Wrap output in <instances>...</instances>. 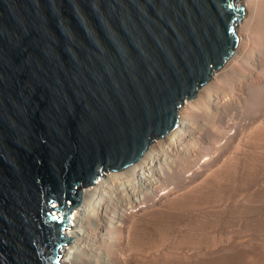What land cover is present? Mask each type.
Listing matches in <instances>:
<instances>
[{"label": "water", "instance_id": "1", "mask_svg": "<svg viewBox=\"0 0 264 264\" xmlns=\"http://www.w3.org/2000/svg\"><path fill=\"white\" fill-rule=\"evenodd\" d=\"M236 1L0 0V264H58L80 186L138 161L233 55Z\"/></svg>", "mask_w": 264, "mask_h": 264}, {"label": "rangeland", "instance_id": "2", "mask_svg": "<svg viewBox=\"0 0 264 264\" xmlns=\"http://www.w3.org/2000/svg\"><path fill=\"white\" fill-rule=\"evenodd\" d=\"M253 1H254L253 12L252 9H248L246 11L247 13L250 12V17L252 18L249 19L250 21L246 25L247 27L246 32L250 35V39L249 40L246 38L242 39L243 43L241 44V46L240 45L237 46V47L240 46L239 56L241 61L238 59L237 60H231V58L227 59L228 62L226 61L225 62L226 64L222 66L224 69H222L221 67L220 69L212 73L211 78L214 77L213 75H215L216 83H210L209 81L212 80L211 78L206 83L208 87L211 84L209 88H211L212 91L210 93L214 92V95H211L208 91L209 89L207 90V87H205L206 85H204L198 88L196 96L193 98L194 101L192 100L193 113L199 116L198 117L193 116V118L190 120V126H188V129L186 131L187 133H189V136L185 140H187L186 142H189L188 159L191 158L190 160L191 163L189 160L187 162H189L188 163L189 166H191V164L193 165L190 168L188 167L189 171L186 172L185 175L182 176L181 180L179 181V184L181 185V188L179 190L180 192H183L186 189V188H182L183 184L186 182L188 183V187H189L188 190H190V187L193 185V184L191 185L190 183H193L196 177L198 178L205 177L204 178L205 180L208 179H212V180L209 183L210 185L207 183V188H205L206 190L208 189L205 194V196L207 197L204 196L203 197L204 199H202V196L204 194L198 195L199 198L194 199V202L195 201L197 202L196 203L191 202V204H188V206H190L188 208L164 207L163 211L165 214L157 218V222L162 228V230H158V232H162V234L157 235L156 233V236L158 237L161 245L159 248L156 249V251L158 252L161 249H166L164 255L160 256V261H162L164 264L199 263L202 261H209L212 258L214 259L215 257L218 256L221 257L222 263L224 264H264V138H263L264 131L261 130L264 127L263 125L264 124L263 123L264 122L263 120L264 119V110H263L264 109V98H263L264 97L263 96L264 95L263 92L264 91V14H263L264 0H256V1L253 0ZM258 43H260L261 46L260 52L258 53L257 56L251 55L252 51L254 50L256 51L257 49L256 47ZM244 45H245V49L242 48ZM242 52H245L244 54L246 55H243ZM230 63L232 65H230ZM212 85L215 87V89ZM198 93H200L201 96ZM209 96L210 97L213 96L212 98L214 99L210 98ZM201 97L203 99H200ZM182 106L183 103L180 104L179 108ZM259 116L260 118H262V120H260ZM257 119L259 121H257ZM254 121L256 123L258 122L262 127L260 125L258 126V123L256 126V123ZM252 125L259 128L257 129L256 127H254L253 129V127L251 128ZM216 127L219 129H217ZM205 128L206 129L209 128V130L211 131V133L209 131V135L211 134L210 136L207 135ZM210 128H212V130ZM246 129L248 130L246 131ZM249 129H251V131ZM256 131L257 134L255 133ZM252 132H254L253 134H256L258 138L255 135L254 138L252 136L253 135ZM256 138L258 139V141H256L257 140ZM249 139H251V141H249ZM213 141H215L214 145L212 143ZM231 142H233L234 145ZM251 142H255V144H252ZM258 142L260 145L258 144ZM192 153H194V155ZM170 154L171 153H167L165 155L169 156ZM176 154H178L179 156L178 155L176 156L175 153H172L171 158L178 157V159L180 158V160H183L184 152L176 153ZM224 155L225 157L227 156L226 159L225 157H223ZM194 156L195 157L197 156L196 159ZM229 158H231L232 160H230ZM213 159L214 160L216 159L218 163L216 161H213ZM232 161L234 162V164ZM214 162L215 164H213ZM226 162L227 163L229 162V164H225ZM230 162L233 165H230L231 164ZM212 164L214 165L213 166L214 168H211ZM224 164L226 166L225 169L228 168L230 171L228 169L226 171L224 170L222 171V174H220L219 177L222 176L223 178L222 177L220 179L218 178L219 183H217L218 181H216L215 179L217 188L219 186L218 190L216 191L217 188L215 187L216 186L215 181H213V178H211L212 173L210 171L212 169L217 168V166L220 167V168L218 167V169H222L224 168V166L222 167V165ZM249 165H251L252 167L251 166L249 167ZM230 166H232V168ZM203 167L204 168L206 167L205 168L206 171L204 170ZM197 170L200 171L198 172ZM198 173L200 174V177L198 176L199 175ZM221 179L224 180L223 183ZM212 186L214 187V189L215 188L216 189L214 190ZM209 188L212 189L213 191L212 190L210 191ZM221 188L224 189V191ZM245 188L247 191L245 190ZM218 191L220 194L218 193ZM229 191L231 192L229 193ZM232 191L235 192L233 193ZM221 193L223 194V196ZM159 195L160 194H158L155 198H158ZM230 196L231 198L229 199L228 197ZM214 197L215 199L217 198L216 201L213 200ZM236 198L240 200L236 202L235 200ZM197 199H199V201L201 199V201L199 202ZM210 199L211 202H209ZM227 200L229 201L231 200V201L227 202ZM233 200L235 201V203ZM81 201H82V197L80 196V202ZM217 201L219 202V204H217L218 203ZM226 202L227 204L230 203V205L233 204V206L231 205L233 208L229 206V204L225 206ZM69 203L70 200L68 199L65 203L66 207L69 206ZM79 203L77 205H79ZM193 203L194 205H192ZM52 204H54V207L58 206L56 201L52 202ZM203 205L205 206L204 207L205 209L202 207ZM219 205L225 207L221 208V206ZM76 206H74L69 211L68 220L67 222H65L66 224H64L62 233L64 229L67 226H69V224L71 229L73 228L74 230L78 231L79 227L78 228L75 227L76 220L73 219L74 218L73 213ZM160 209L161 207H157L154 209L155 215L158 214ZM150 210L152 209L150 208ZM53 212H57L58 214L56 213V215L58 216V218H60V215L65 213V206L63 207V212L61 210L59 211L56 209H52V213ZM84 213L86 214L87 212ZM168 215L170 216L171 219H167ZM150 218L151 217L146 216L144 219V223L150 221ZM112 230L114 231L111 234H109V240H110L109 243L110 242L114 243L113 240L115 239L117 240V238L119 237V232L115 228H112ZM67 237L71 238V242L66 243V241H64L61 245L62 247L63 245L64 246H68V244L70 245L77 238V237L72 238L69 236ZM195 240L196 241L198 240L197 242H199L200 247L202 243H204L202 244V246L204 245L203 246L204 248L208 246L207 250H205L204 248L198 250L199 253L201 252V255L200 254L190 255V253H188L189 255H187L185 252L179 249V248L187 247L192 242L194 243ZM229 245H231V249H229L230 248ZM173 247H176L177 249H174ZM225 248L226 249L228 248L227 251ZM202 249L204 250V253ZM207 251L209 252L207 253ZM239 256H241L240 259ZM226 257L227 259H229L228 261Z\"/></svg>", "mask_w": 264, "mask_h": 264}, {"label": "bare ground", "instance_id": "3", "mask_svg": "<svg viewBox=\"0 0 264 264\" xmlns=\"http://www.w3.org/2000/svg\"><path fill=\"white\" fill-rule=\"evenodd\" d=\"M236 4L242 5L244 7V11H245V14H243L240 22L236 25V27H234V31L237 34V36L239 37L238 45L241 46V44L243 43L242 39H244V38H246L248 40L250 39V35L246 32V29H247L246 25L250 21L249 19H252V18L250 17V12H248L249 13V15H248V13L246 11L248 9H252V12H253L254 1L253 0H237ZM257 42H259V41H257ZM245 43H247V42H245ZM240 46L236 47V49L234 50L233 55L230 57L231 60H237V59L240 60V56H239ZM242 48L245 49V45ZM256 48H255L256 51L255 50L252 51L251 55H254V56L258 55V53L260 52V49H261L260 43L257 44ZM242 53H243V55H246V54H244L245 52H242ZM244 57H242V58H244ZM230 65H232V64L230 63ZM222 69H224V68L222 67ZM228 69H229V67H228ZM220 71H222V70H220ZM221 75H224V74H221ZM213 76L214 77L211 78L212 80L209 81L210 83H216V77H215V75H213ZM223 78H224V76H223ZM210 86H211V84H210ZM205 87H207V90L209 89L208 90L209 93L212 91L211 88H209L207 85ZM214 89H215V87H214ZM198 94H200V93H198ZM210 94L214 95V92H212ZM200 96H201V94H200ZM203 96H205V95H203ZM212 97L213 96H211L210 98H212ZM197 98H199V97H197ZM200 99H203V98L201 97ZM212 99H214V98H212ZM192 100L194 101L193 98L192 99L185 98L184 101L182 102L183 106L180 108L178 107L179 108L177 111L178 118H179L178 126L174 130L166 133L164 136L154 139L153 142L150 143L147 150L144 152L143 156L138 161H136V162H134V163L124 167L123 169L118 170V171H112V170H107L106 172L103 171L101 173V176L96 178L95 181L92 182V185L88 184L86 186L80 187V196L82 197V201L79 203V205H77L75 207L74 213H73V216H74L73 219L76 220L75 227L76 228L79 227L78 231L74 230L73 228H72L73 229L72 230L70 228V224L63 231V234L65 236H69L72 238L77 237V238L70 245L68 244V246H64V245H63V247L61 246V248L59 249L61 256L59 258L58 264H164L162 261H160V256L164 255L166 249H161L158 252L156 251V249L161 246L159 239L156 236V233H157V235L162 234V232H158V230H162V228L159 225V223L157 222V218L160 217L161 215L165 214L163 211L164 207L165 208H178V207L188 208V207H190V206H188V204H191V202H194L195 198H199L198 195L204 194L202 196V199H204L203 197L205 196L206 191L208 190V189L207 190L205 189V188H207V183L209 184L212 180V179L205 180L204 179L205 177H203V178L202 177L201 178L196 177L195 180L193 181V183H190L191 185L192 184L193 185L192 186L189 185V186H191L190 190H188L189 187H188L187 182L184 183L182 186V188H186V189L183 192H180V190H179L181 188L179 181L181 180L182 176H184L185 173L189 171L188 169L190 167H192V165H193V164H191V166H189V164H188L189 162H187L188 160L190 161L191 158L188 159L189 142H186L187 140H185L189 136V133H187L186 131L188 129V126H190V120L193 118V116H195V117L199 116V115H197V114L195 115L193 113ZM262 116H263V113H262ZM259 118H260V116H259ZM260 120H262V118H260ZM257 121H259V120L257 119ZM257 123H256V126H257ZM260 123H262V122H260ZM259 125L260 124L258 123V126ZM256 126L252 125L251 128L253 127V129H254V127H256ZM256 128H255V130H256ZM210 129L212 130V128H210ZM217 129H219V128H217ZM197 130H198V128H197ZM205 130L207 132V135H209V131H210L209 128L208 129L205 128ZM247 130L248 129H246V131ZM249 130L251 131V129H249ZM261 130L264 131V127ZM210 133H211V131H210ZM253 133L254 132H252V134ZM255 133L257 134V131ZM245 134H248V133H245ZM256 134H253L252 136L255 138ZM263 134H264V132H263ZM246 137H244V138H246ZM259 137H260V135H259ZM249 141H251V139H249ZM256 141H258V139ZM214 142L215 141L212 142L213 145L215 144ZM231 143L234 145L233 142H231ZM251 143L255 144V142H251ZM203 144H204V142H203ZM258 144H259V142H258ZM235 147H236V145H235ZM183 152H184L183 160H180V158L178 159V157H176V158L172 157L171 158L172 153H175V155L177 156L178 154H176V153H183ZM167 153H171V154L169 156H166L165 154H167ZM192 154L194 155V153H192ZM196 157H195V159H196ZM223 157H225V155ZM226 157H225V159H226ZM231 157H234V156H231ZM229 159L232 160L231 158H229ZM224 160H223V163H224ZM213 161H216V159L215 160L213 159ZM192 162H193V160H192ZM216 162L218 163V161H216ZM220 162H222V161H220ZM184 163H185V165H184ZM190 163H191V161H190ZM213 164H215V162ZM213 164H212V167L210 166L211 168H214ZM225 164H229V162L228 163L226 162ZM225 164L222 165V167L224 166V168H222V169H218L219 166H217V168L212 169L211 171L209 170L212 173L211 174L209 172L211 174V178H213V181H215V179H216V181H218V178L220 179L222 177V176L219 177L220 174H222V171L223 170L226 171L228 169V168L225 169L226 168ZM233 164H234V162H233ZM233 164L231 163L230 165H233ZM252 164H253V162H252ZM250 166L251 165H249V167ZM230 167L232 168V166H230ZM205 168H204V170L206 171ZM201 171H203V170H201ZM231 172H233V171H231ZM204 174H207V173H204ZM198 176L200 177V174ZM206 176H208V175H206ZM233 177H235V176H233ZM221 180L223 183L224 180L223 179H221ZM216 181H215L216 186L215 185H213V186H215L217 188ZM242 182H244V181H242ZM217 183H219V181ZM218 185H220V184H218ZM234 185H235V183H234ZM225 187H226V185H225ZM210 188H209V190L211 191L212 189H210ZM218 188H219V186H218ZM218 188L216 189V191L218 190ZM213 189H214V187H213ZM222 190L224 191V189H222ZM245 190H246V188H245ZM160 191H162V192H160ZM226 191H227V189H226ZM239 191H240V189H239ZM246 191H245V193H246ZM230 192L231 191H229V193ZM218 193H219V191H218ZM158 194H160L159 197L155 198ZM229 195H231V194H229ZM240 195H241V193H240ZM196 196H198V197H196ZM222 196H223V194H222ZM205 197H207V196H205ZM200 198H201V196H200ZM224 198H225V196H224ZM228 198L230 199L231 196ZM242 199H244V198H242ZM197 200L199 201V199H197ZM213 200L216 201L217 198L215 199V197H214ZM235 200H236V202H238V200H240V199L236 198ZM200 201H201V199H200ZM230 201L227 200V202H230ZM196 202L197 201H195L194 203H196ZM209 202H211V199ZM227 202L225 203V206L228 204H229V206H231V205L233 206V204L230 205V203L227 204ZM194 203L192 205H194ZM231 203H233V202H231ZM234 203H235V201H234ZM217 204H219V202ZM52 205H53L52 207H54V204H52ZM219 206H221V208L225 207L222 205H219ZM219 206H218V208H219ZM235 206H237V205H235ZM157 207H161V209L158 212V214L155 215L154 209ZM191 207H194V206H191ZM202 207L204 208L205 206L203 205ZM213 207H215V206H213ZM150 208L152 210H150ZM198 208H200V207H198ZM57 212H53V213L56 214ZM84 212H87V213L85 214ZM235 212H236V210H235ZM146 216H149L151 218H150V221L144 223V219ZM164 219H166V218H164ZM167 219H171L169 215H168ZM67 228H69V229H67ZM112 228H115L119 232V237L117 238V240L114 238L115 239V240H113L114 243H111V242L109 243V241H110L109 240V234H111L114 231V230H112ZM197 241L195 240L194 243L192 242L187 247L179 248V249H181V251L185 252L187 255H189L188 253H190V255H199V254L201 255V252L199 253L198 250H200L201 248H204L203 247L204 245L202 246V244H204V243H202L199 240L202 243L201 247H200V244ZM196 244L199 246H197ZM229 246H230L229 249H231V245H229ZM207 247L204 249L207 250L208 249ZM173 248L177 249L176 247H173ZM227 249H226V251H227ZM202 251L204 253L203 249H202ZM208 252L209 251H207V253ZM214 252H215V249H214ZM240 258H241V256H239V259ZM226 259H227V257H226ZM228 260L229 259H227V261ZM191 264H224V263H222L221 257L218 256V257H215L214 259L212 258L209 261H202L199 263H191Z\"/></svg>", "mask_w": 264, "mask_h": 264}]
</instances>
